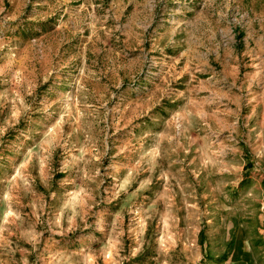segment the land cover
Returning a JSON list of instances; mask_svg holds the SVG:
<instances>
[{"label":"rangeland","instance_id":"374dc122","mask_svg":"<svg viewBox=\"0 0 264 264\" xmlns=\"http://www.w3.org/2000/svg\"><path fill=\"white\" fill-rule=\"evenodd\" d=\"M0 264H264V0H0Z\"/></svg>","mask_w":264,"mask_h":264}]
</instances>
